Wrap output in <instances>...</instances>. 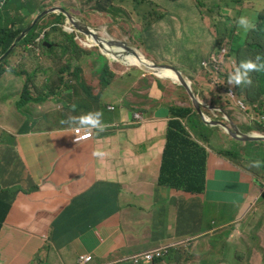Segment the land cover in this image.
<instances>
[{
	"label": "crops",
	"instance_id": "obj_1",
	"mask_svg": "<svg viewBox=\"0 0 264 264\" xmlns=\"http://www.w3.org/2000/svg\"><path fill=\"white\" fill-rule=\"evenodd\" d=\"M143 3L160 8L161 17L142 30L155 36L154 45L143 41L136 47L169 54L171 59L175 47L192 52L197 46H206L204 52L193 55L195 64L213 56L224 39L233 40L237 55H242L249 46V38L241 34L244 29H232L216 10H227L229 14L243 8L248 19L254 12H264L261 7L264 2L254 0H145ZM258 20L264 27V16ZM253 43L264 45L256 38ZM30 50L31 45H25L16 54H27ZM10 61H14V56ZM5 69L0 78V199L11 208L0 230V264H80L81 255L92 258L87 264H114L163 246H170L169 253L154 264H225L247 260L237 259V248L229 257H221L210 248L214 246L210 242L212 237L206 236L220 227L222 219L214 216L217 210L230 215V224L234 222L230 233L237 238L235 246L248 244L255 236L264 234V202H261L264 181L258 178L261 160L259 167L249 162L250 167L244 168L229 154L207 149L204 193L158 185L172 107L163 104V96L170 94L163 90H168L169 85L176 86L174 82L165 80L171 83L159 90L153 78L156 76L148 74L147 83L114 76L111 83L101 86L94 76L99 68L93 65L61 67L55 70L59 79L55 97L46 99L47 66L28 70L30 76L35 74L39 78L33 82H27L24 75L20 77V73L8 66ZM76 73L80 74V80ZM187 81L199 95L200 89ZM27 86L29 95L22 99ZM143 89L144 93L139 95ZM129 93L140 97L142 102L122 104ZM240 93L242 97L245 95ZM183 95L186 94L180 88L179 97L175 98L177 106L173 107H191L182 102ZM23 105L29 114L38 109L58 116L59 120L52 124L48 118L53 130L20 132L17 143L13 144L10 127L22 118ZM95 112L102 113L105 130L74 143L75 123L62 121ZM135 114L141 118H135ZM217 132L226 134L223 129ZM39 135L47 140L49 147L45 159L35 158L27 143ZM119 135L124 137L123 143L116 141ZM61 139L64 144L57 147L55 142ZM100 148V152L106 153L100 159L105 172L96 182L80 169L91 163L93 153ZM120 151L129 152L132 162L120 163ZM138 196L164 210L165 219L159 228L141 230L134 225L132 212ZM117 222L119 229L127 234L115 240L114 249H108V235ZM225 242L233 244L229 240Z\"/></svg>",
	"mask_w": 264,
	"mask_h": 264
},
{
	"label": "rangeland",
	"instance_id": "obj_2",
	"mask_svg": "<svg viewBox=\"0 0 264 264\" xmlns=\"http://www.w3.org/2000/svg\"><path fill=\"white\" fill-rule=\"evenodd\" d=\"M145 0H116L113 6H109L106 4L105 0H38L40 4H43L47 9L52 8H62L68 13L71 14L73 19L79 21L97 33L102 39L106 40L107 42L110 41H119L125 42L130 45L131 48L138 51L139 55L140 52L136 47L137 43H142L143 41H147V44L154 45L152 39L155 37L154 35H150L148 33H143V29L153 23L156 22L159 17L161 16V12L159 11L158 7L147 6L144 4ZM43 8H37L35 13L33 14V19L40 15ZM220 14H224L221 10L217 11ZM60 14H52L45 17L40 23L37 29V33L41 34L40 42L32 44V49L27 54H15L14 61H9V59L4 63V66H8L11 70H14L23 75L28 76L29 73L27 72L30 68L35 66H47L48 72L46 73V81L49 82V91L53 94L56 91V86L59 82L58 74L55 73V70H58L61 67L71 68L74 66H84V65H93L96 68H110L111 70L116 71L117 73H123L127 71V68L122 61H118L116 63L109 61V57L105 54L107 62L100 59L101 51L98 47H93L92 42L87 39L85 35L79 34L76 31L69 33L67 31V27L74 30L69 24L67 19L63 16V18H59ZM235 15V14H234ZM233 15H231L232 17ZM227 18V17H225ZM257 15L252 14L251 19L255 23V27L253 31L250 32H241L242 36H253L259 38L260 40H264V29L257 25ZM57 24V22H60ZM112 36V37H111ZM73 38V41L76 48H70L71 43L70 39ZM231 40H223V42ZM44 43H48L54 46V48L47 50L44 47ZM22 48V46L18 47ZM206 46H197L196 52H204ZM49 51V52H48ZM250 56L247 60L254 58L255 55H258V52L253 49L249 48L247 50ZM235 56V55H234ZM236 57V56H235ZM11 58V57H10ZM238 61H243L236 57ZM13 60V57H12ZM22 61H26L22 63ZM148 61V60H147ZM182 64V61L179 60L178 67ZM137 68V67H136ZM139 69V68H138ZM140 70V69H139ZM95 77H98L101 80V75L98 71V74H94ZM100 76V77H99ZM38 77H35V74L32 75L31 78H27L28 81H35L38 80ZM107 82H111L114 79V76H105ZM70 80H75V78H70ZM166 80V79H164ZM204 80L209 85V89L207 92L202 91L201 94H195L199 102L206 103L207 108L203 109L206 117L210 120H222L221 117H214L212 112L208 107L207 101H211L213 96L209 93L210 89H213V93L216 92V87L212 83V80L208 75L205 74ZM174 82V81H172ZM176 86H179L177 82H174ZM169 85V95L163 96V104L167 106H177L175 103V98L179 97L180 88ZM192 89V88H191ZM254 90L258 96V101L254 104L252 108H249V104L246 103L245 95L239 100L243 102L244 109L249 114L250 119H248V123L250 124V128L255 130L252 132V135H261L264 136L263 132H260L255 129L257 125L264 126V112L260 113L259 110L262 109V103L259 100L262 98L260 94L262 90H264V84L260 78H256L253 80V83L250 87L237 89L236 92H245L246 90ZM184 91V90H183ZM185 92V91H184ZM143 91H140L138 94L142 95ZM165 93V92H164ZM236 95V94H235ZM142 102L141 98L138 96H133L132 93H129L126 98H124L121 103L122 104H131V103H139ZM182 102L188 105L193 106L191 100L189 99L188 95L182 96ZM45 109V107H41ZM80 109L85 112V109L80 107ZM27 108L23 105L22 106V118L16 119V121L11 125L10 130L13 134L10 139L13 144H16L18 141V134L20 132L28 131H35L36 133H40L42 131H49L53 130L52 127L49 125L48 118H55L56 116L53 114H45L46 112L39 111L38 109H33L31 114L27 112ZM45 114V115H44ZM158 112H155V115H158ZM44 115V116H43ZM82 115H80L81 117ZM248 128H242L243 131H247ZM219 131V130H218ZM203 133L208 139V144H206V149L208 151L213 150L215 152H219V150L225 151H232L231 156L235 159L239 160V165L244 168L250 167L249 160L244 158L245 155V146H242V142H235L233 138H231L228 134L217 132L214 129L207 128L203 129ZM116 141L119 143H123L124 137L117 136ZM261 146L264 147V141ZM29 147L32 150V154L37 159H45L49 154V147L47 145V140L39 135L34 138V140H27ZM64 144V139H61L58 142H55V145L62 146ZM260 147V153L263 156L264 148ZM241 155L237 156L234 150H240ZM101 151V148L98 149ZM97 152V151H96ZM15 160L18 157L14 158ZM101 157L92 156V161L89 165L83 166L80 171L88 176L91 181H99L105 172V167L100 161ZM132 155L127 151H120L119 152V162L120 163H130L132 162ZM252 169V168H249ZM260 174L258 178L264 181V166H262V170H260ZM168 177H170L168 175ZM257 178V179H258ZM175 185H178L177 182H174ZM264 201V196L262 198ZM214 216H219L222 221L220 222V227L214 233L209 232V235L206 237H212L210 242L214 245L211 250L219 253L221 257H229L232 253L235 252V248L240 250L242 244L234 245L237 242V238L233 236L231 232V226L228 213H224L221 210H217L214 213ZM210 219V218H209ZM122 220V219H121ZM209 221V220H208ZM210 227V225H209ZM112 230L108 235V249H114L115 247V240L122 237V234L126 235V231H121L118 226V222L113 225ZM256 233L254 232V235ZM229 240L233 244H228L225 241ZM256 242L262 241L263 243L260 244V247L264 245V234L258 239H255ZM256 242H252L253 248L251 253L246 256L247 260L240 263H225V264H264V247L259 248V244Z\"/></svg>",
	"mask_w": 264,
	"mask_h": 264
},
{
	"label": "trees",
	"instance_id": "obj_3",
	"mask_svg": "<svg viewBox=\"0 0 264 264\" xmlns=\"http://www.w3.org/2000/svg\"><path fill=\"white\" fill-rule=\"evenodd\" d=\"M115 1L116 0H105L106 4L109 6H113ZM254 1L256 3L264 2V0ZM38 7L43 8L41 12L46 9V7L41 5L37 0H11L8 5L2 11H0V56L9 50L17 37L29 25V20L33 17V14ZM58 17L61 19L63 18L62 15H59ZM35 19L36 18L33 20ZM60 23L61 21L57 22V24ZM37 29L38 27H35L24 39L22 44L31 45L32 49V44L36 43L40 37V34H37ZM70 43V48L77 47L73 41V38L70 39ZM44 47L47 50H50L47 48V46L44 45ZM259 50L264 52V46L259 47ZM139 51L141 55L145 57L150 63L158 66H167L181 73L185 79L193 82L194 85L200 89V94L202 91H208V84L204 80L206 74V68L204 67L205 60L201 61L199 64H195L193 62V55L197 53L195 48L191 52L188 49H179L175 47L173 49L171 59L168 58L169 54H156L145 48H139ZM101 58L106 61V59L102 56ZM179 60L182 61V64L178 67ZM4 72L5 71L0 68V77L4 74ZM100 72L103 75L120 76L131 79L132 81L141 80L147 83L146 77L148 74L136 67H128L127 71L123 73H117L110 68H101ZM153 78L159 90L164 89L165 86L171 83V81H165L157 77ZM102 84L106 85L104 80ZM164 92H169V89L163 90V93ZM209 93L211 96H213V99L211 101H207V103L212 107L210 111L212 112L213 116L224 119V115L227 113L229 117H232L233 112L229 110L230 103L223 100V98L217 92L213 93L212 90H209ZM150 97V95H147L146 98L150 99ZM245 101L250 105L249 108H252L258 101V97L254 94L247 93ZM259 102L262 103V109L259 110V112L263 113L264 97H262ZM169 115L171 117L168 122L166 132V145L162 155L158 185L161 187L181 190L194 194L203 193L205 192L207 182L206 167L208 155L207 149L205 147V145L208 144V139L203 133V129H207L209 127L211 129L217 130V128H212L206 125L192 107H171ZM78 118L79 117L75 118L76 127H80ZM51 119L52 124H56V122L59 120L58 116ZM255 129L264 132V126L262 125H257ZM260 147L263 146H259L255 150H246V157L252 162L261 160L262 166H264V153L262 156L260 153ZM219 154L227 155L229 153L219 150ZM168 175L170 177H168ZM174 182H177L178 185H175ZM10 208L11 205L8 202L0 199V230L3 222L9 214ZM164 219L165 212L163 209L151 206L149 201L143 196L137 197V204L134 206V210L132 212V220L137 228L141 230H147L148 228L155 227L159 228L163 224ZM231 220L233 221L234 218H231ZM228 226H231L232 231L234 222ZM256 238L259 239L260 237L255 236L251 241L256 242ZM251 241L248 244H242L240 250H238V260H243L248 254L251 253L253 248ZM256 243L259 244V248H263L260 247V244L263 243L262 241Z\"/></svg>",
	"mask_w": 264,
	"mask_h": 264
},
{
	"label": "clouds",
	"instance_id": "obj_4",
	"mask_svg": "<svg viewBox=\"0 0 264 264\" xmlns=\"http://www.w3.org/2000/svg\"><path fill=\"white\" fill-rule=\"evenodd\" d=\"M11 0H0V11H2L7 5H8V3L10 2ZM38 1V0H37ZM164 1H167V0H164ZM41 5H43V4H41ZM44 6V5H43ZM153 7H156V6H153ZM47 9V8H46ZM46 9L44 10V11H46ZM53 9V8H52ZM50 10V9H49ZM64 10V9H63ZM43 11V12H44ZM159 11H160V8H159ZM218 10H216V13H218L217 12ZM222 12H224V10H221ZM67 12V11H66ZM244 9L243 8H241V9H238V10H233V11H231L229 14L227 13V10H225V12H224V14H222V18L225 20V21H227V22H229V25H230V27L232 28V29H234V28H242V29H244L243 30V32H245V33H247V32H250V31H253V29H254V27H255V23L253 22V24L250 22L252 19H251V17H250V19H248V18H246V17H244ZM68 13V12H67ZM70 14V13H69ZM204 14H207L206 12H204ZM218 14H220V13H218ZM235 14V15H234ZM252 14H256L257 15V18H256V20H257V25L259 26V27H262L263 29H264V27L263 26H261V22L258 20V17L259 16H261V15H263L264 16V12H263V14H259V13H252ZM251 14V15H252ZM71 15V14H70ZM231 15H233L232 17H231ZM161 17V16H160ZM159 17V18H160ZM217 17H219V16H217ZM225 17H227V18H225ZM35 18H37V17H35ZM66 19H67V21H68V24L72 27V28H74L70 23H69V20H68V18L67 17H65ZM73 18V17H72ZM75 22H78L79 23V21H76L75 19H73ZM159 20V19H158ZM235 21V22H234ZM253 21V20H252ZM29 25L33 22V17L29 20ZM81 23V22H80ZM28 25V26H29ZM27 26V27H28ZM26 27V28H27ZM35 27H39V25L37 24ZM34 27V28H35ZM25 28V29H26ZM89 28V27H88ZM24 29V30H25ZM90 29V28H89ZM145 29V28H144ZM23 30V31H24ZM91 30V29H90ZM72 32H75L76 30H75V28H74V30H71ZM91 31H93V30H91ZM77 33H79L78 31H76ZM94 32V31H93ZM95 33V32H94ZM143 33H144V31H143ZM30 34V33H29ZM28 34V35H29ZM38 34V33H37ZM79 34H81V33H79ZM95 34H97V33H95ZM145 34V33H144ZM149 34V33H148ZM21 35V34H20ZM19 35V36H20ZM27 35V36H28ZM83 35V34H82ZM98 35V34H97ZM230 35L231 36H234V33H230ZM18 36V37H19ZM40 36H41V34H40ZM99 36V35H98ZM17 37V38H18ZM87 37V36H86ZM100 37V36H99ZM87 38H89V37H87ZM101 38V37H100ZM248 38H249V46L247 47V49L245 50V52L244 53H242V55H237L235 52H234V46H233V40L231 39V38H228V39H226V40H231V43L229 42V41H225V42H223L222 43V41L221 42H219V45L215 48V50H216V53L213 55V56H211L210 58H208V59H206L205 61H204V67L206 68V75H208L209 77H210V79L211 80H214V81H217L219 84H222V85H224L227 89H229V92L230 93H234V92H236V90L237 89H242V88H246V87H250L251 85H252V83H253V80L254 79H256V78H260L261 79V81L263 82V84H264V52L263 51H261V50H259V47H262V46H258V45H256V44H254L253 43V39L254 38H256L260 43H264V40H260L259 38H257V37H255V36H253L252 37V39H251V36H248ZM39 39H40V37H39ZM38 39V40H39ZM90 39V38H89ZM93 41H94V39L93 38H91ZM102 39V38H101ZM104 40V39H103ZM225 40V39H224ZM16 41V40H15ZM14 41V42H15ZM24 41V39L20 42V43H18L17 45H16V47L14 48V50L0 63V68H2V70H4L5 72H6V69H5V66L3 67V65H4V63L9 59V61L11 60V58L16 54V52L20 49V48H18V47H20V46H22V48H23V46H25V44H22V42ZM106 41V40H105ZM39 42H40V40H39ZM95 42V41H94ZM107 42V41H106ZM111 42V41H110ZM116 42H119V41H116ZM107 43H109V42H107ZM120 43H125V42H120ZM139 43V42H138ZM14 44V43H13ZM12 44V45H13ZM45 44H47V43H44V45ZM95 44H97L96 42H95ZM127 44V43H126ZM11 45V46H12ZM50 45V44H49ZM129 45V44H128ZM27 46V45H26ZM104 46H107L106 44H104ZM264 46V45H263ZM97 47L100 49V47L98 46V44H97ZM108 47V46H107ZM129 47H130V45H129ZM11 48V47H10ZM9 48V49H10ZM106 48V47H105ZM109 48H111L112 49V51L111 50H109L108 51V49L106 48V50H107V52H103L101 49H100V51H101V55H100V59H102L101 58V56L103 57V58H107L106 56H105V54H112V56H114V53L113 52H116V54H119L120 52H122L123 50H121V49H117V48H115V47H109ZM131 48V47H130ZM249 48H253V49H255L257 52H258V55H255L254 56V58H252V59H249V60H247L248 59V57L250 56V53L248 54V52H247V50L249 49ZM132 50H134L137 54H138V56H139V58L141 59V57H140V55H139V53H138V51L137 50H135V49H133V48H131ZM139 50V49H138ZM140 52V51H139ZM6 53H4L3 55H1L0 56V58L2 57V56H4ZM141 54V53H140ZM238 57V58H240V59H243V61H238V59L235 57ZM131 56V55H130ZM11 57V58H10ZM133 57V56H132ZM136 58V57H135ZM107 59H109V58H107ZM107 59H106V62H107ZM103 60V59H102ZM110 60V59H109ZM105 61V60H104ZM144 63H146V64H152V63H150L149 61H144ZM155 65V64H154ZM41 66V65H40ZM158 66V65H157ZM160 66V65H159ZM101 69V68H100ZM100 69H98V71H99V73H100V75H101V80H99L100 81V84H101V86H106L108 83H111V82H107L106 81V79H105V76H108V75H103L101 72H100ZM213 70H216V71H218L219 73H218V75H215V74H213ZM98 71H97V73H98ZM4 72V73H5ZM28 72V71H27ZM29 73V72H28ZM147 74H149V73H147ZM4 75V74H3ZM2 75V76H3ZM45 75V78H44V80L46 81V74H44ZM150 75H152V76H155V75H153V74H150ZM1 76V77H2ZM25 77H26V81L27 82H33V81H28L27 80V78H31L32 76H30V74L28 75V76H26V75H24ZM75 76L76 77H78V79L80 80V74H78V73H76L75 74ZM110 76V75H109ZM0 77V78H1ZM21 77V76H20ZM35 77H36V75H35ZM100 77V76H99ZM111 77H113V76H111ZM156 77H158V76H156ZM159 78V77H158ZM161 79V78H160ZM21 80H23L22 78H21ZM103 80H104V82H105V84L106 85H103L102 84V82H103ZM164 80V79H163ZM166 80H171V81H176L177 80V78L176 79H172L171 77H167L166 78ZM47 82V81H46ZM49 83V82H48ZM178 83V82H177ZM190 83V82H189ZM179 84V83H178ZM191 88H192V86H191ZM56 89V88H55ZM182 89V88H181ZM183 90V89H182ZM252 90V89H251ZM28 91V86H27V88H25L24 90H23V92H25V93H23L22 95H21V98L22 99H25L29 94H27L26 92ZM246 91H248V90H246ZM246 91H245V100H246ZM253 91V93H250V94H254V95H256L257 96V94L255 93V91L254 90H252ZM239 92H241V91H239ZM55 93H56V91H55ZM55 93L53 94L51 91H49V89H47V95H46V99H49V98H52V97H55ZM185 94H186V92H185ZM187 95V94H186ZM258 97V96H257ZM260 97H264V90H262V92H261V94H260ZM241 98H242V96H241ZM240 98V99H241ZM239 99V100H240ZM244 100V101H245ZM243 106H244V104H243V102H241V101H239ZM246 102V101H245ZM247 103V102H246ZM192 108H194L193 106H191ZM195 110V109H194ZM196 111V110H195ZM135 118H138V119H140L141 118V116L139 115V114H135ZM209 119V118H208ZM78 121H79V125H80V127H75L74 128V137H73V142L74 143H79V142H82V141H85V140H88V139H90V138H92L93 136H94V134L97 132V131H104L105 130V128H106V125H104L103 124V119H102V113L101 112H95V113H89V114H87V115H85V116H82V117H79L78 118ZM213 121H222V120H213ZM264 121V120H263ZM76 122V120H73V119H70L69 121H62V123H75ZM223 122V121H222ZM207 125V124H206ZM209 126V125H208ZM217 130H219V129H217ZM216 130V131H217ZM224 130V129H223ZM257 130V129H256ZM259 131V130H258ZM261 132V131H260ZM264 133V132H263ZM82 137V140L81 141H77V138L78 137ZM256 136H261V135H256ZM262 137H264V136H262ZM262 141H264V140H262ZM235 152H236V154H237V156H242L241 155V149L240 150H235ZM208 153V152H207ZM231 153V152H230ZM229 153V155L231 156V154ZM93 155H95V156H98V157H103V156H105L106 155V153H103V152H100V151H97V152H94L93 153ZM231 157H233V156H231ZM234 158V157H233ZM244 158H246L247 160H249L247 157H246V150H245V155H244ZM235 159V158H234ZM235 160H237V159H235ZM238 161V164H239V160H237ZM249 162H252L251 160H249ZM253 163H256L254 166H256V167H259V160L257 161V162H253ZM241 166V165H240ZM261 168H262V165H261ZM206 169H207V167H206ZM207 181V180H206ZM206 188H207V182H206ZM206 190V189H205ZM204 193V192H203ZM194 194V193H193ZM200 194V193H199ZM263 196H264V190H263V194H262V196H261V202H264V201H262V198H263ZM164 247H166V246H164ZM166 249H167V253H166V255L165 256H167L168 255V253H169V249H170V246H167L166 247ZM140 254V253H139ZM164 256V257H165ZM130 257V256H129ZM163 257V258H164ZM128 257H125V258H123L122 260H120V262H115L114 264H122V263H129V262H131V263H133L132 261H130V260H128L127 259ZM162 259V258H161ZM91 260H92V258H91ZM158 260H160V259H158ZM157 261V260H156ZM80 262V261H79ZM155 263V262H154ZM153 263V264H154ZM81 264V263H80ZM134 264V263H133Z\"/></svg>",
	"mask_w": 264,
	"mask_h": 264
},
{
	"label": "water",
	"instance_id": "obj_5",
	"mask_svg": "<svg viewBox=\"0 0 264 264\" xmlns=\"http://www.w3.org/2000/svg\"><path fill=\"white\" fill-rule=\"evenodd\" d=\"M57 13H59L60 15H63L64 17H67L69 20V23L75 28L76 31L89 37L90 39L93 38L94 41L98 44V46L103 52H107L104 44H106L108 47H115L117 49L123 50L119 54H116V52H113L114 56L109 61L113 62L114 60H117V62L118 61L123 62L126 59V57H129L130 55L142 61L139 58L138 54L134 50H132L128 44L120 43L116 41H111L107 43L105 40L101 39L97 34L91 31L86 25L80 22L79 23L75 22L72 16L69 13H67L65 10H63L62 8H53V9L42 12L40 15L37 16L35 20H33V22L16 39V41L11 46V48L6 52V54L0 58V63L14 50V48L16 47L18 43H20L23 39L27 37V35L34 29V27L39 22H41L45 17L52 15V14H57ZM45 46H47L48 49L52 48V46L49 44H45ZM142 64H143L142 67L139 68L141 71H144L149 74H153L155 76H158L161 79L167 78V77L165 78L162 77L163 73L173 74L177 78L175 82H178L179 87L182 88L186 92V94L188 95L189 99L191 100L193 104L194 109L196 110L197 114L200 116L201 120L205 124L209 125L212 128L224 129L226 134H228L234 140H237L240 142L252 141V140H264V137L262 136H256V135L244 136L240 133V131L237 128H234L233 130H231V129H228V127L222 121H213V120L208 119L205 113L203 112V109L207 108L206 104L203 102H199V100L195 96L196 93L191 89V84L178 71H175L172 68L167 67V66H162V65L157 66L154 64H146L144 63V61H142ZM208 108L212 109V107H208Z\"/></svg>",
	"mask_w": 264,
	"mask_h": 264
},
{
	"label": "flooded vegetation",
	"instance_id": "obj_6",
	"mask_svg": "<svg viewBox=\"0 0 264 264\" xmlns=\"http://www.w3.org/2000/svg\"><path fill=\"white\" fill-rule=\"evenodd\" d=\"M51 46L52 48H54L53 45ZM212 83L217 88L216 92L223 98V100L230 103L229 110L233 112L232 117H229L227 113H225L224 121H223L225 125L228 127V129H231V130H233L234 128H237L240 131V133L244 136H251L252 135L251 133L255 132V130L250 128V124L248 123V119H250L249 114L247 113V111L244 110L245 108L239 102V99L241 98V93L240 92L230 93L229 89H227L224 85L219 84L217 81L212 80ZM210 90L213 91V89H210ZM244 127L248 128L247 131L242 130V128ZM261 141L262 140L245 141V142H242V146H245V150H248V149L255 150L257 147L263 144V142ZM235 142H240V141H235ZM220 151L225 152V153L232 152V151H225L221 149Z\"/></svg>",
	"mask_w": 264,
	"mask_h": 264
},
{
	"label": "built area",
	"instance_id": "obj_7",
	"mask_svg": "<svg viewBox=\"0 0 264 264\" xmlns=\"http://www.w3.org/2000/svg\"><path fill=\"white\" fill-rule=\"evenodd\" d=\"M218 71L213 70V74L218 75ZM264 120V117H263ZM82 137H78L77 141H81ZM167 253L166 247H160L152 250H148L142 252L140 254H136L133 256L128 257L127 259L132 261L134 264H153L156 260L163 258ZM79 261L81 264H87L91 261L90 256L81 255L79 257Z\"/></svg>",
	"mask_w": 264,
	"mask_h": 264
},
{
	"label": "bare ground",
	"instance_id": "obj_8",
	"mask_svg": "<svg viewBox=\"0 0 264 264\" xmlns=\"http://www.w3.org/2000/svg\"><path fill=\"white\" fill-rule=\"evenodd\" d=\"M72 29H70V28H68L67 27V31L69 32V33H72V31H71ZM112 37V36H111ZM87 39H89V38H87ZM92 43H94L95 44V42L92 40V39H89ZM97 45V44H96ZM108 50H111L112 51V49L111 48H109V47H107V46H105ZM110 59H112L113 58V56H112V54H106ZM140 57H141V60L142 61H147V59L145 58V57H143L142 55H140ZM142 61H140V60H138L137 58H135V57H132V56H129V57H126V59L123 61V62H125L126 64H127V66H129V67H137V68H140V67H142ZM114 63H116L117 62V60H114L113 61ZM163 78H165V77H171L172 79H176V77L173 75V74H171V73H163V76H162ZM239 196V195H238ZM242 196V195H241ZM229 197H227L226 199H228ZM235 199V198H234ZM229 201V200H228ZM231 202H233L232 200H231ZM239 203V202H238Z\"/></svg>",
	"mask_w": 264,
	"mask_h": 264
}]
</instances>
